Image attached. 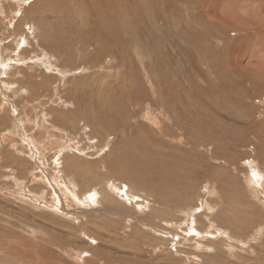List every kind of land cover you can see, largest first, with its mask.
Segmentation results:
<instances>
[{"label":"rangeland","instance_id":"rangeland-1","mask_svg":"<svg viewBox=\"0 0 264 264\" xmlns=\"http://www.w3.org/2000/svg\"><path fill=\"white\" fill-rule=\"evenodd\" d=\"M109 1L0 0V264H264V0Z\"/></svg>","mask_w":264,"mask_h":264},{"label":"bare ground","instance_id":"bare-ground-1","mask_svg":"<svg viewBox=\"0 0 264 264\" xmlns=\"http://www.w3.org/2000/svg\"><path fill=\"white\" fill-rule=\"evenodd\" d=\"M107 2H108V1H107ZM110 2H112V5H113V6H111V4H110L109 6H110L111 9H110V8H108V9H109L110 11H111V10H112V11H116L117 8H114V6H115V5L117 6V1H116V0H110L109 3H110ZM102 5H103V4H102ZM101 7H102V6H101ZM94 8H95V7H94ZM105 8H106V7H105ZM101 9H102V8H101ZM109 10H108V11H109ZM133 10H134V9H133ZM187 11H188V10H187ZM106 12H107V11H106ZM110 13H111V12H110ZM115 15H116V14H115ZM115 15H114V16H115ZM151 16H152V15H151ZM159 16H160V15H159ZM153 18H154V17H153ZM94 27H95V26H94ZM105 33H106V32H105ZM95 38H96V37H95ZM103 39H104V38H103ZM92 42H93V41H92ZM50 44H51V43H50ZM64 46H65V45H64ZM87 48H88V47H87ZM143 49H144V48H143ZM144 50H145V49H144ZM4 51H5V50H4ZM104 51H105V50H104ZM150 53H151V52H149V53L147 54V55H148V58L150 57ZM152 53H154V52H152ZM155 53H156V52H155ZM85 56H86V55H85ZM83 59H84V58H83ZM4 61H5L4 63H1V64H2V67L5 66V65L10 64V60H9V59L4 60ZM112 67H113V66H112ZM49 124H50V123H49ZM22 131H23V130H22ZM25 132H26V131H25ZM58 150H59V149H58ZM49 155H50V154H49ZM37 157H38V156H37ZM51 158H52V157H51ZM66 159H67V158H66ZM70 160H71V159H70ZM70 160L67 159V161H65V162H66V166H67L68 164H70V162L72 161V160H71V161H70ZM39 162H40V161H39ZM41 162H42V161H41ZM41 162H40V163H41ZM42 165H43V164H42ZM252 173H253V172H252ZM251 175H252V174H251ZM253 176H254V174H253ZM40 177H42V176H40ZM37 178H38V177H37ZM263 178H264V177H263ZM255 180H259V179L256 178ZM42 182H43V181H42ZM253 190H254V189H253ZM83 197H84V196H83ZM87 197H88V196H87ZM92 197H93V195H90V199H92ZM84 199H85V198H84ZM35 202H36V200H35ZM37 202L39 203V200H37ZM40 202H41V201H40ZM85 202H86V201H85ZM87 202H89V201H87ZM42 203H44V202H42Z\"/></svg>","mask_w":264,"mask_h":264},{"label":"crops","instance_id":"crops-1","mask_svg":"<svg viewBox=\"0 0 264 264\" xmlns=\"http://www.w3.org/2000/svg\"><path fill=\"white\" fill-rule=\"evenodd\" d=\"M1 4H2V7H3V5H4L5 3H1ZM6 5H7V4H6ZM7 6H8V5H7ZM2 7H1V8H2ZM8 7H9V6H8ZM9 8H10V7H9ZM2 10H3V9H2ZM3 11H4V10H3Z\"/></svg>","mask_w":264,"mask_h":264},{"label":"snow or ice","instance_id":"snow-or-ice-1","mask_svg":"<svg viewBox=\"0 0 264 264\" xmlns=\"http://www.w3.org/2000/svg\"><path fill=\"white\" fill-rule=\"evenodd\" d=\"M255 175V174H254Z\"/></svg>","mask_w":264,"mask_h":264}]
</instances>
